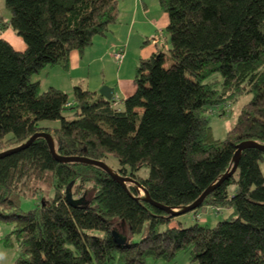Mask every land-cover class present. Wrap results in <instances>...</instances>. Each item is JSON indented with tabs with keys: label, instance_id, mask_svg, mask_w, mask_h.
Listing matches in <instances>:
<instances>
[{
	"label": "trees",
	"instance_id": "1",
	"mask_svg": "<svg viewBox=\"0 0 264 264\" xmlns=\"http://www.w3.org/2000/svg\"><path fill=\"white\" fill-rule=\"evenodd\" d=\"M4 1L10 17L0 28L10 26L25 48L0 37V151L45 131L57 154L111 155L116 171L136 180L124 184L97 165L58 161L42 137L0 157V219L12 223L18 264H174L179 251L193 264H264V150L242 149L234 172L192 210L227 209L212 226H169L175 216L143 199L146 191L171 208L188 205L231 169L239 142L264 144V75L257 70L224 138L213 137L207 116L225 113L249 66L264 60V0H157L167 15V49L140 58L135 89L121 105L80 83L69 94L51 85L40 90L31 79L45 66L68 68L72 51L82 54L105 36L118 0ZM43 187L53 194L20 211L21 197Z\"/></svg>",
	"mask_w": 264,
	"mask_h": 264
},
{
	"label": "rangeland",
	"instance_id": "2",
	"mask_svg": "<svg viewBox=\"0 0 264 264\" xmlns=\"http://www.w3.org/2000/svg\"><path fill=\"white\" fill-rule=\"evenodd\" d=\"M9 17L5 1L0 0V27L9 20ZM117 18H122L123 25L118 26L113 34L110 29L105 36L94 37L93 43L81 55L83 57L79 63L73 62L68 68H63L61 65L45 66L34 73L31 79L39 80L40 90L51 85L69 94L77 83L98 92L103 85L109 86L114 89L112 98L121 105L120 97L124 98L135 89L133 76L140 58L148 57L157 48L166 51L167 43L161 41L162 35L166 34L167 15L160 8L157 0H118ZM0 37L7 40L16 50L25 48L23 38L10 26L0 28ZM156 42L158 44L155 46ZM115 51L123 52L120 61L113 57ZM253 69L264 75V60L249 66L247 77L237 88L236 95L226 105L225 113L219 114L217 110L207 113L213 137L221 139L227 135L236 121L240 107L250 98L248 78ZM104 162L113 170H117L120 166L117 159L111 155ZM260 168L264 176V161L260 162ZM138 173L147 176L148 170L141 168ZM140 193H143L142 190ZM52 194V190L43 187L36 196H22L19 202L20 211L34 208L40 197L45 198ZM225 216L227 209L217 210L205 206L198 208L196 212L190 211L175 216L169 226L179 224L189 226L196 220L212 226ZM163 228H166V225L160 227ZM11 229V222L0 219V264H18L19 251L15 238L9 234ZM140 236L134 235L133 240H139ZM173 261L174 264H193L189 260L188 253L184 251L177 252ZM145 264H168V262L165 259L149 258Z\"/></svg>",
	"mask_w": 264,
	"mask_h": 264
},
{
	"label": "water",
	"instance_id": "3",
	"mask_svg": "<svg viewBox=\"0 0 264 264\" xmlns=\"http://www.w3.org/2000/svg\"><path fill=\"white\" fill-rule=\"evenodd\" d=\"M112 91H113V88H111L109 86H105V85H103L99 89V93L108 100L112 98ZM37 137H42L46 140L48 147H49V150H50V153L58 161H79V162L97 165V166L101 167L103 170H105L111 177H113L114 179H116L117 181H119L121 183L125 184V182H133L136 184V180H134L132 177L123 176V175L119 174L116 170H113L112 168H110L103 160L91 159V158H87L85 156H63V155L57 154L55 151V148H54V141H53L52 136L45 131L35 132L27 140H25L21 144L15 146V147L0 151V157H3V156L8 155L12 152H15V151H18L20 149L27 147ZM236 146H237V149L234 152L233 157H232L233 165H232L231 169L224 172L215 183L207 186L203 190V192L190 204L182 206V207L177 208V209H174V208H171L169 206H166V205H163L161 203L153 201L149 197V195L147 194L146 191H144L143 199L150 202L152 205L164 210L170 216H176V215L186 213V212H190V211L196 209L202 203L203 199L205 198V196L207 194H209L216 186H218L221 182H223L226 178H228L234 172V170L237 166V161H238L240 152L242 149L251 146V147H257L261 150H264V144H260L256 141H252V140L241 141ZM66 198H67L68 202H70L71 204L74 203V200L72 199L70 192L67 193ZM112 234H113L116 241H119V242L125 241V237L120 235L118 232L113 230Z\"/></svg>",
	"mask_w": 264,
	"mask_h": 264
},
{
	"label": "crops",
	"instance_id": "4",
	"mask_svg": "<svg viewBox=\"0 0 264 264\" xmlns=\"http://www.w3.org/2000/svg\"><path fill=\"white\" fill-rule=\"evenodd\" d=\"M120 25H123V21H122V18L116 20V22L113 24V26H111V33L113 34L115 31H116V28L119 26L121 27ZM103 37V36H101ZM153 52V51H152ZM151 52V53H152ZM84 53V52H83ZM82 53V54H83ZM150 53V54H151ZM82 54H80L79 52H76V51H72L70 56H69V66L71 65V63L73 64V62H75L76 64L79 63V61L82 59L83 56H81ZM68 66V67H69ZM123 90V87L121 88ZM114 90V89H113ZM114 91H112V97H114L113 95ZM126 97V96H125ZM122 98V97H120ZM118 99V98H117Z\"/></svg>",
	"mask_w": 264,
	"mask_h": 264
},
{
	"label": "built area",
	"instance_id": "5",
	"mask_svg": "<svg viewBox=\"0 0 264 264\" xmlns=\"http://www.w3.org/2000/svg\"><path fill=\"white\" fill-rule=\"evenodd\" d=\"M113 57L120 61L123 58V52L122 51H115L113 54Z\"/></svg>",
	"mask_w": 264,
	"mask_h": 264
}]
</instances>
